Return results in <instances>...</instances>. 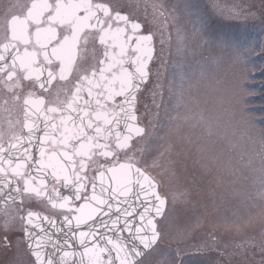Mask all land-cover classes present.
Listing matches in <instances>:
<instances>
[{"label":"snow or ice","instance_id":"6c2138e0","mask_svg":"<svg viewBox=\"0 0 264 264\" xmlns=\"http://www.w3.org/2000/svg\"><path fill=\"white\" fill-rule=\"evenodd\" d=\"M152 8L153 17H163L166 26L164 11ZM176 8L172 18L179 21ZM181 12L194 33L202 31L205 22L195 5L184 4ZM234 14L240 15V10ZM142 29L137 18L108 0H30L22 15L6 14L0 37V85L13 105H21L23 122L19 134L6 146L0 144V215L5 232L18 217L24 254L33 258L28 264H144L153 253L161 261L167 258L156 247L167 196L161 194L159 182L138 166L136 152L146 155L155 139L140 122L139 98L152 84L156 109L167 106L160 78L170 64L156 56L154 33ZM185 31L183 24L176 26L180 44ZM254 44L230 47L237 59L247 63L251 57L245 54ZM260 44L264 51V38ZM157 59L164 72L153 73L150 65ZM165 78L171 99L172 90L178 95L189 76L173 68L171 78ZM26 87L43 94L31 90L24 94ZM4 110L11 115L8 108ZM7 122L15 126L11 119ZM258 136L262 153L258 195L264 198V127ZM145 137L149 143L138 147ZM33 200L59 210L63 226L25 209V201ZM17 202L20 207L13 216L8 208ZM45 223L63 238L53 239ZM71 241H77L81 250H66V246L72 249ZM0 244L7 248L11 241L5 236ZM49 247L53 250L47 251ZM19 264H25L22 258Z\"/></svg>","mask_w":264,"mask_h":264},{"label":"rangeland","instance_id":"374dc122","mask_svg":"<svg viewBox=\"0 0 264 264\" xmlns=\"http://www.w3.org/2000/svg\"><path fill=\"white\" fill-rule=\"evenodd\" d=\"M24 1L0 0V5ZM108 2L131 13L143 24L144 32L151 30L157 57L170 64L160 78L167 106L156 109L152 84L139 98L140 122L155 139L146 155L142 157L138 151L136 157L179 212L169 211L170 228L160 231L156 246L167 258L161 261V256L153 253L144 264H179V260L183 264H262L264 198L258 195L262 162L258 133L264 127V51L260 44L264 38V0ZM184 4L199 9L205 22L201 32L194 33L187 24L181 12ZM153 5L168 17L166 26L163 17H153ZM174 5L181 15L179 21L172 18ZM235 10H240V15H235ZM178 24L186 28L182 44L177 39ZM249 41L255 44L245 54L251 57L245 63L235 57L230 46ZM151 68L153 73L157 69L164 72L160 59ZM173 68L177 73L187 72L189 79L178 95L172 90L170 99L165 77L171 78ZM156 102H161L160 96ZM154 125L158 126L155 131ZM147 143L149 137L138 147ZM33 207L25 201V209ZM179 221L185 224L177 229ZM5 236L11 244L7 248L0 244V264H19L21 258L25 264L32 261L24 254L19 220L14 219L7 232L2 230L0 241Z\"/></svg>","mask_w":264,"mask_h":264},{"label":"flooded vegetation","instance_id":"af4514ba","mask_svg":"<svg viewBox=\"0 0 264 264\" xmlns=\"http://www.w3.org/2000/svg\"><path fill=\"white\" fill-rule=\"evenodd\" d=\"M29 2H30V0H28L27 2L24 1L22 3H13L11 6H8L9 4H7V3L6 4L3 3L0 5V17H1L0 18V30H1L0 31V37H2L3 32H4V20H5L6 14L22 15L25 12L26 7L29 4ZM145 33H147V32H145ZM154 45H155V48H157L156 44H155V36H154ZM156 56H157V49H156ZM150 67H152V65H150ZM30 90L34 91L36 93V95H42L43 94L40 92L39 89H35V88H31V87L24 88L23 92H24V94H26ZM146 90H144V91H146ZM47 98L51 99V97H47ZM5 99H9V103L7 105H5L3 103ZM21 103H22V101H21ZM138 107H139V104H138ZM5 108H8L10 110L11 115H9V112H6L4 110ZM9 119H11V121L15 125L14 127L9 126V124L7 122ZM18 119L21 121V124H15L16 120H18ZM22 122H23V111H22L21 105L20 104L13 105V102L10 99V94L7 93L6 91H4L3 86L0 85V144H4L6 146L14 134H19L20 130H21ZM33 156H34V158L37 156L35 149L33 150ZM101 163H104V161L101 160ZM93 174H94V171L90 172L89 176L91 177V175H93ZM60 190L64 194H66V195L68 194V191L66 189H64L63 187H61ZM161 191L162 190H161V186H160V192ZM161 194L164 195L163 192ZM81 202L82 201H77L76 203L79 204ZM31 203L34 204V207L31 208V210L39 212L40 214L49 216L51 218H58V217L62 216L61 212L59 210H55V211L52 210L50 208V206L46 204V202H37V201L33 200ZM171 203H172L171 200H169V198L167 197L166 214H165V217L162 220H160L158 223L159 231L162 230L163 232H165L170 228V226L168 224V217H167L169 211L173 210L174 213H176V214H178V212H179V210L175 211L176 208L179 209L176 206L177 204H171ZM172 205L174 206L173 208H171ZM17 206H20L19 202L15 205H11L8 208V211L10 213H12L13 216L17 215L16 209H14ZM37 207H40L41 209H39ZM195 208H196V205H195V207H193V209H195ZM181 212L184 213L185 211H181ZM16 220H18V217L16 218ZM2 221H3V217H2V215H0V233L2 232V230L4 231V229L2 227ZM182 224H185V223L183 221L182 222L179 221L177 229ZM173 225L174 224L172 223V228L174 227ZM13 235L14 234H12V236Z\"/></svg>","mask_w":264,"mask_h":264},{"label":"water","instance_id":"95a60500","mask_svg":"<svg viewBox=\"0 0 264 264\" xmlns=\"http://www.w3.org/2000/svg\"><path fill=\"white\" fill-rule=\"evenodd\" d=\"M91 191V187H90V189H89V192ZM0 206H2V201H0ZM42 216V215H41ZM57 220V222H58V226L59 227H62L63 226V219L62 218H58V219H56ZM44 227L45 228H48L51 232H52V234H53V239H62L63 238V234L62 233H60V234H57V233H55V230L54 229H51V226L50 225H48V224H44ZM121 227H122V225H121ZM82 230H86V228H83L82 227ZM65 231H67V229H65ZM100 231L101 232H103L104 231V229H100ZM122 236L125 238V239H128V234L127 233H122ZM71 243H72V249H67V246H66V250H69V251H72V250H77V251H79V250H81L80 249V245H79V243L77 242V241H71ZM26 247V246H25ZM47 251H52L53 249L51 248V247H49L48 249H46Z\"/></svg>","mask_w":264,"mask_h":264}]
</instances>
